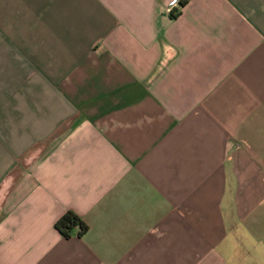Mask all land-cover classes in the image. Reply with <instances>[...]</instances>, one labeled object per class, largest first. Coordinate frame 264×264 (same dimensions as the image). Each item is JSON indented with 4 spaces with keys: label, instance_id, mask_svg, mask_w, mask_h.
Here are the masks:
<instances>
[{
    "label": "crops",
    "instance_id": "obj_1",
    "mask_svg": "<svg viewBox=\"0 0 264 264\" xmlns=\"http://www.w3.org/2000/svg\"><path fill=\"white\" fill-rule=\"evenodd\" d=\"M171 1L0 0V264H264V0Z\"/></svg>",
    "mask_w": 264,
    "mask_h": 264
},
{
    "label": "trees",
    "instance_id": "obj_2",
    "mask_svg": "<svg viewBox=\"0 0 264 264\" xmlns=\"http://www.w3.org/2000/svg\"><path fill=\"white\" fill-rule=\"evenodd\" d=\"M190 0H180V6L183 7L188 4ZM172 17L176 18L177 14L172 13ZM57 230L61 232L65 237H71L76 228H79L78 235L82 236L88 232L89 227L85 220L72 210L67 211L58 222L55 224Z\"/></svg>",
    "mask_w": 264,
    "mask_h": 264
},
{
    "label": "built area",
    "instance_id": "obj_3",
    "mask_svg": "<svg viewBox=\"0 0 264 264\" xmlns=\"http://www.w3.org/2000/svg\"><path fill=\"white\" fill-rule=\"evenodd\" d=\"M179 1L178 0H173V1H171V3H170V8L168 9V11L169 12H171V11H173L174 10V8H176V7H179Z\"/></svg>",
    "mask_w": 264,
    "mask_h": 264
}]
</instances>
